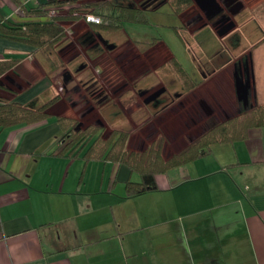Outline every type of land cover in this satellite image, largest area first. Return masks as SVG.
I'll use <instances>...</instances> for the list:
<instances>
[{
	"label": "crops",
	"instance_id": "1",
	"mask_svg": "<svg viewBox=\"0 0 264 264\" xmlns=\"http://www.w3.org/2000/svg\"><path fill=\"white\" fill-rule=\"evenodd\" d=\"M47 1L0 0V23ZM200 30L195 24L186 29L191 37ZM241 39L240 33L238 41H219L206 54L192 38L203 78L188 75L191 86L175 96L191 94L195 104V89L230 68L236 112L223 118L264 104V39L252 46L253 54L243 48L240 54H247L231 57ZM104 46L89 49L93 64ZM60 57L59 50L54 58ZM245 61L249 82L234 71ZM0 63H11L0 74V103L35 108L59 96L38 123L0 126V264H264V125L249 128L245 138L212 143L198 157L157 173L155 188L127 195L124 182L140 177L132 179L137 172L125 163L85 158L83 150L75 156L56 153L63 133L57 118L62 113L52 110L62 101L52 73L57 67L30 42L2 34ZM242 79L249 88L244 102L236 94ZM132 136L130 130L128 149Z\"/></svg>",
	"mask_w": 264,
	"mask_h": 264
},
{
	"label": "rangeland",
	"instance_id": "2",
	"mask_svg": "<svg viewBox=\"0 0 264 264\" xmlns=\"http://www.w3.org/2000/svg\"><path fill=\"white\" fill-rule=\"evenodd\" d=\"M149 6H153V3ZM53 9L55 10V8ZM137 15L141 19L124 21L120 28L98 29L101 34L105 35L102 36L107 38L109 43L114 42L117 48L109 54L108 49H102V52L98 53L101 55L96 58L97 65L93 64V60H89V55L92 56L93 53L86 51L75 40L77 34L85 29L84 26L78 24L73 26V30L67 31V41L62 42L59 47L61 57L58 60L57 69L52 72L57 74L56 79L53 76V80L55 79L56 87L61 91L63 101L52 110L72 115L74 118L76 116V120L82 128L89 124L91 129L97 131V126L100 125L101 128L103 127L102 137H106L113 129L128 130L131 128V134H136L131 137L129 149L142 150L153 137L163 135L165 142H163L162 155L167 158L171 153L187 144L189 138H194L200 133L207 124L224 119L223 114L227 112H236L235 97L227 83V78L230 77V68L224 70L228 73L221 71L213 80L210 79V82L198 86V91L195 89L194 93H199L195 95L197 104H194L190 97L191 94H189L185 97L186 99L184 97L177 98L169 109L153 116L154 109H151V106H145L141 97L134 90L139 87L147 88V91H150L161 87L167 88V91L175 94L186 89L183 87L184 80L178 73L177 66L175 67L173 63H163V60L170 56L168 49L152 46L145 51H140L139 47H134L131 42L136 40L141 44L144 41L160 38L187 74H193L195 78L202 79L198 63L194 60L196 58L194 54L200 56L201 53L192 38L195 41L196 38L201 41L206 54L216 48V43L219 44L220 41L225 44L226 40L210 30L208 26L197 31L195 34L197 37H191L185 27L181 25L170 2H165L156 9L140 10ZM248 16H251V19L245 21V26L241 25L240 28L241 46L238 49L230 50L233 56L240 54L243 48H251V53L254 52L255 48L252 49V46L255 42L262 37L264 39V29L258 26V24H263L264 27V9L258 7ZM82 18L77 21H83ZM244 20L241 19L240 22ZM259 47V54L264 56V40H262V44H259ZM261 58L264 61V57L260 56ZM201 60L203 59L200 58ZM247 63L246 61L238 62L237 69L235 68L234 71L249 82L250 71ZM63 73L70 75L69 81L63 78ZM94 81H97V89L93 88L95 94L92 93L93 90H90L94 85H89ZM61 84L64 86L61 87ZM113 86L119 88V91L117 90L115 94L111 95L109 89H114L111 88ZM237 86L239 94L238 92L236 94L242 101L244 99L243 86L240 87L238 82ZM246 87L248 88L249 84H246ZM100 90H103L101 94ZM103 95L106 96L104 101H98V98H103ZM110 96L113 101L108 104ZM120 100H122V104L119 103ZM100 101L101 103H99ZM170 109L172 110L170 111ZM128 116L134 122L129 121ZM160 117L162 118L160 119ZM140 123L143 124L138 126L137 124ZM67 125L70 126L69 122ZM138 176L137 173H132V179L138 178Z\"/></svg>",
	"mask_w": 264,
	"mask_h": 264
},
{
	"label": "trees",
	"instance_id": "3",
	"mask_svg": "<svg viewBox=\"0 0 264 264\" xmlns=\"http://www.w3.org/2000/svg\"><path fill=\"white\" fill-rule=\"evenodd\" d=\"M121 1L122 3H118ZM55 8V13L50 10ZM17 12L15 21L0 23V34L12 36L20 40L30 42L35 50H40L48 59L51 68L58 66L55 59L59 51V45L67 38V31L73 30V26L82 24L85 29L78 33L75 40L82 45L86 51L96 44L93 38L100 37L99 28L117 29L124 21H138L141 19L137 14L140 8L135 0H48L44 4H36L21 8ZM92 12L100 17L99 23L87 22L84 20V13ZM83 17V18H82ZM82 18L83 21L77 20ZM88 25V29L86 28ZM140 51H145L152 46L168 49L165 42L160 38L149 41L132 40ZM94 44V45H93ZM108 46V45H107ZM106 45L102 49H108ZM169 51V50H168ZM112 53L111 48L108 54ZM170 54V52H169ZM94 61V59L91 58ZM164 64L173 63L184 80L186 89L191 86V80L188 78L184 68L177 62L174 54L163 60ZM11 63H0V74L4 73ZM66 81L70 80V75L64 73ZM72 79V78H71ZM97 81H94L93 88ZM239 83V81H238ZM61 87L62 84H61ZM103 90H100V94ZM238 92V86H237ZM95 93L94 90L92 92ZM58 95L53 96L42 106L30 108L18 101H9L0 103V126L12 124L19 121H25L29 124H35L47 116L48 107L58 99ZM98 101H104L105 95ZM101 101L99 103H101ZM59 123L63 128L62 135L57 139L56 153L67 154L69 156L78 155L83 150L85 158H103L116 162H123L129 166L131 171L139 174V180L127 179L124 182L125 193L133 195L145 190L156 187L155 175L165 172L168 168L192 160L205 153L214 142L233 141L245 138L251 127H260L264 125V104L257 103L245 110H240L236 114L219 121H212L207 124L194 138L188 139L181 149L171 153L164 158L161 150L165 138L163 135L155 137L144 149H128L126 141L128 130L113 129L102 137L100 125L98 130L94 131L87 124L84 128L80 126L76 118L57 115ZM69 122V125L68 124ZM72 122V124H70ZM74 122V125H73Z\"/></svg>",
	"mask_w": 264,
	"mask_h": 264
},
{
	"label": "flooded vegetation",
	"instance_id": "4",
	"mask_svg": "<svg viewBox=\"0 0 264 264\" xmlns=\"http://www.w3.org/2000/svg\"><path fill=\"white\" fill-rule=\"evenodd\" d=\"M114 1L117 2V0ZM135 2L142 9H156L163 3L170 2L173 6L174 12L178 15L180 19L181 25L185 27V30L190 28L193 24H195L196 28L199 29L208 26L210 30L216 32L220 37H223L225 38V40L228 41L239 40L241 33L240 32L241 25L245 26L244 24L246 23L244 22L247 20L249 21L251 19V16H248L250 12L256 10L258 7L264 9V0H135ZM118 3H122V2L118 1ZM151 3H153V6L150 7L149 5ZM241 19H245V20L243 22H240ZM93 41L95 44L104 43V45L106 46L109 43L107 38L103 36L95 37L93 38ZM113 44L114 46L111 47V51H114V49L117 48L114 42ZM242 54L245 55L247 54V52L241 53L239 55L242 56ZM230 55L231 57H235L231 54V51H230ZM63 75L65 74L63 73ZM63 77L66 78V76ZM242 81L239 80V86L240 87L243 86V88H245V85L243 84ZM62 86L64 85L62 84ZM111 88H114V89H109L111 95L115 94L117 91L116 87L113 86ZM160 88L147 91V88L145 89L138 87L134 90V92H136V94L139 97H141L145 106L147 107L151 106L152 107L151 109H154L155 113L153 116L161 114L162 111L169 109L173 105L174 101L178 98L175 96L176 93L173 94L170 91H167V88H162L163 91L160 92L159 95H157L154 99L146 102L147 96H149L150 94H152L153 92L157 91ZM108 100H110L108 101V104H110L113 101L111 96ZM241 102H244V99ZM172 109H170V111ZM62 115L72 117V115H68V114L66 115L65 113H62ZM75 118L77 117L75 116ZM161 118L162 117H160V119ZM140 125L141 124H139L138 126ZM128 129L129 131L131 130V128ZM128 138H129V133H128ZM153 139H155V137H153L150 141H152ZM135 150H139V149H135Z\"/></svg>",
	"mask_w": 264,
	"mask_h": 264
},
{
	"label": "built area",
	"instance_id": "5",
	"mask_svg": "<svg viewBox=\"0 0 264 264\" xmlns=\"http://www.w3.org/2000/svg\"><path fill=\"white\" fill-rule=\"evenodd\" d=\"M50 12L53 14V13H55V10L51 9ZM84 20L86 22L99 23L100 22V17H99V15H97L95 13L86 12V13H84Z\"/></svg>",
	"mask_w": 264,
	"mask_h": 264
},
{
	"label": "water",
	"instance_id": "6",
	"mask_svg": "<svg viewBox=\"0 0 264 264\" xmlns=\"http://www.w3.org/2000/svg\"><path fill=\"white\" fill-rule=\"evenodd\" d=\"M113 46H114L113 43H108V47H109V48H111V47H113ZM162 91H163V89L160 88V89H158L157 91H155V92H153L152 94H150L149 96H147V98H146V102H148V101L154 99V98H155L157 95H159L160 92H162ZM245 93H246V88H243V89H242V95L245 94Z\"/></svg>",
	"mask_w": 264,
	"mask_h": 264
}]
</instances>
